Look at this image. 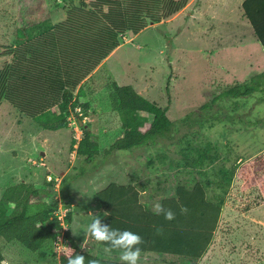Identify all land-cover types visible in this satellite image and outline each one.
<instances>
[{
    "label": "rangeland",
    "instance_id": "1",
    "mask_svg": "<svg viewBox=\"0 0 264 264\" xmlns=\"http://www.w3.org/2000/svg\"><path fill=\"white\" fill-rule=\"evenodd\" d=\"M89 2L75 0L77 5ZM69 3L0 0V47L19 45L49 31L66 19ZM200 3L194 2L171 20L149 24L137 36L126 34L121 48L81 86L77 99L89 109L80 110L84 125L79 122V130L87 129L100 151L92 164L74 147V125L68 122L67 128L45 130L40 121L21 115L4 101L0 107V201L6 189L19 183L43 188L51 194L44 202H58L72 215L66 229L76 242L95 247L87 228L102 208L95 194L107 183L134 179L138 188L146 189L141 201L151 212H155L154 205L175 197L179 186L191 188L200 183L209 200L223 207L219 226L200 261L173 264H264V205L259 190L244 189V182L236 176L241 161L264 152V54L241 0H205L203 9ZM244 42L249 45L243 47ZM219 45L224 49L214 53ZM4 63L0 59V68ZM169 78L171 132L140 148L107 153L125 132L111 107L112 83L131 86L165 108ZM252 78L261 85L259 92L248 97L224 94ZM43 153L49 155L46 161L41 160ZM108 161L121 164L124 173L118 179L112 176L97 182L100 166ZM70 169L64 177L62 172ZM49 175L58 179L54 180L57 186L48 181ZM19 211L8 207L10 216ZM56 239L41 251L45 259H38L37 253L17 242L8 245L0 240V261L58 264Z\"/></svg>",
    "mask_w": 264,
    "mask_h": 264
},
{
    "label": "trees",
    "instance_id": "2",
    "mask_svg": "<svg viewBox=\"0 0 264 264\" xmlns=\"http://www.w3.org/2000/svg\"><path fill=\"white\" fill-rule=\"evenodd\" d=\"M190 1L90 0L77 5L75 0H70L64 21L29 41L0 47V59L5 60L0 68V107L7 102L21 115L40 121L45 130L67 128L68 118L76 109L84 113L89 109L87 103L78 101L77 92L102 63L121 48L122 38L128 33L139 35L149 24L171 20ZM242 10L256 39L264 47V0H245ZM254 80L235 85L224 94L251 96L261 90V85ZM169 83L170 78L166 88L169 102L165 108L145 99L131 86L112 83L111 107L118 113L125 132L107 153L140 148L149 140L171 132ZM78 120L83 121L80 117ZM82 132L84 137L77 153L85 157L87 164H92L100 155L99 144L92 141L87 129L83 128ZM236 172L237 178L244 182V189L259 190L264 205V152L241 161ZM42 189L27 183L6 189L0 201V240L6 244L17 242L38 253L57 238L55 252L59 262L68 264L70 256L80 254L78 243L70 229L63 232L56 215L59 203L44 202L43 198L51 194ZM96 199L106 213L101 224L140 235L143 239L141 254L170 255L194 261H200L211 247L223 212L221 203L210 201L200 183L191 188L179 186L175 197L161 202L164 208L174 212L172 221L149 211L133 185L112 183L99 191ZM10 206L19 208V213L8 215ZM181 208H186L187 212L182 213ZM66 222L72 224L70 213ZM157 229L162 231L158 233ZM63 234L67 245L58 251L57 243ZM94 242L105 249L109 247ZM84 256L85 264L91 259L99 264H111Z\"/></svg>",
    "mask_w": 264,
    "mask_h": 264
},
{
    "label": "crops",
    "instance_id": "3",
    "mask_svg": "<svg viewBox=\"0 0 264 264\" xmlns=\"http://www.w3.org/2000/svg\"><path fill=\"white\" fill-rule=\"evenodd\" d=\"M198 0H191L190 1V3L178 14V15H180V14H182L183 12H185L186 10H188V9H190V7L192 6V4L194 3V2H197ZM204 1L205 0H200V9H203V7H204V5H203V3H204ZM245 0H241V8H242V4H243V2H244ZM244 13V12H243ZM177 15V16H178ZM176 16V17H177ZM246 18V17H245ZM248 21V20H247ZM249 23V22H248ZM250 24V23H249ZM251 26V25H250ZM252 28V27H251ZM253 30V29H252ZM253 33H254V31H253ZM254 39L256 40V43L258 42V40L256 39V36H255V34H254ZM259 43V42H258ZM241 45L243 46V47H246L247 45H249V43H247V42H244V43H241ZM258 45H260L259 47V49H260V52L262 53V54H264V47L259 43ZM238 47H239V45H238ZM215 48H217V49H215L214 50V53H218V51L220 50H222V49H224V47L222 46V45H219V46H217V47H215ZM219 51V52H220ZM250 63V62H249ZM103 64V63H102ZM101 67V66H100ZM99 67V68H100ZM98 68V69H99ZM97 69V70H98ZM93 75V74H92ZM91 77V76H90ZM89 79V78H88ZM87 79V80H88ZM86 80V81H87ZM85 81V82H86ZM84 82V83H85ZM83 83V84H84ZM82 84V85H83ZM49 158V155H48V153H43V158L41 159V160H43V161H46V159H48ZM110 163H112V162H110V161H108L106 164L104 163L103 165H101L100 166V168H99V172L102 174H100V173H98L100 176H99V178H98V180H97V182H105L107 179H109L110 177L112 178V176H115V178L116 179H118L119 178V175L120 174H123L124 173V171H123V166L121 165V164H117L116 162H114V164H110ZM119 163V162H118ZM124 170H125V168H124ZM70 171H71V169L70 170H68L67 172H62V174H63V176L64 177H66L67 175H69L70 174ZM133 181H134V179H131V180H129V181H127V182H122V181H119V180H116V181H111V182H109V183H107L104 187H102V189L101 190H103V189H105L106 187H108L110 184H112V183H116V184H119V185H133L140 193H141V195H142V193H146L147 191H146V189L145 188H142V187H140V188H138L137 187V185H135L134 183H133ZM138 184H141L142 182H140V180L138 179V181H136ZM93 183V182H92ZM93 185V184H92ZM99 192V191H98ZM97 192V193H98ZM96 193V194H97ZM96 194H95V199H96ZM176 195V194H175ZM68 199V201L70 200L69 198H67ZM96 201H97V199H96ZM98 202V201H97ZM143 203V202H142ZM144 204V203H143ZM100 205V204H99ZM101 206V205H100ZM102 208H98L97 210H96V212H98V216H99V218L102 220L105 216H106V213H105V209H104V207L103 206H101ZM146 207V206H145ZM94 217V216H93ZM75 239V238H74ZM90 239V238H89ZM91 240V239H90ZM93 241L94 240H92V242L90 243V244H92L93 243ZM95 243V242H94ZM9 245V244H8ZM78 246H79V252H80V254H84V255H87V256H90V257H93V258H98V259H100V260H102V261H105V262H108V263H111V264H123V262H121L120 261V259H119V255H120V253L119 252H117V251H111V252H109V251H106V249L105 248H103V247H100L98 244H96L95 243V247H93V246H91V245H89L88 243H86V246H85V248H81L80 246V244H78ZM9 248H11L10 246H8V249L6 250V254L8 255V250H9ZM96 249L98 250V251H96ZM43 250V249H42ZM41 250V251H42ZM41 251L40 252H38L37 253V256H38V259H41V258H43V259H45L44 258V256L41 254ZM56 253V252H55ZM55 256H56V259H57V261H58V264H60V262H59V255L58 254H55ZM194 261V260H190V259H186V258H182V257H175V256H170V255H159V254H154V253H143V254H141V260H140V264H173V262H175V263H180L181 261ZM40 262H42V263H40ZM40 262H38V263H35V264H48L47 262H43V261H40ZM52 263H54V262H52Z\"/></svg>",
    "mask_w": 264,
    "mask_h": 264
},
{
    "label": "clouds",
    "instance_id": "4",
    "mask_svg": "<svg viewBox=\"0 0 264 264\" xmlns=\"http://www.w3.org/2000/svg\"><path fill=\"white\" fill-rule=\"evenodd\" d=\"M154 210L157 215H163L168 221L175 219V214L171 209L164 208L161 204L154 205ZM182 213H186V208H181ZM157 229V232H161ZM87 234H90L95 241L108 245L106 251L118 250L119 259L123 264H140L141 248L143 239L140 235L128 230L121 231L113 229L107 224H101V219L96 216L92 223L87 228ZM86 244H81V248H85ZM86 257L77 254L68 258V264H85ZM0 264H8L7 260L0 261ZM88 264H99L95 259L88 261Z\"/></svg>",
    "mask_w": 264,
    "mask_h": 264
},
{
    "label": "built area",
    "instance_id": "5",
    "mask_svg": "<svg viewBox=\"0 0 264 264\" xmlns=\"http://www.w3.org/2000/svg\"><path fill=\"white\" fill-rule=\"evenodd\" d=\"M80 110L81 109H76L75 113L71 114V116L68 118V122H69V125H74L75 126V131H76V139H77V143L75 144V149L78 148L80 142L82 141L83 139V132L80 131L79 129L81 128V126L79 125V120L78 118L81 116L80 115ZM55 178V177H54ZM47 179H49L48 181L51 182V181H56L58 182V179H53L51 175H49L47 177ZM53 182L54 183V187L55 185L57 186L56 182ZM62 183V181H61ZM61 186V185H60ZM59 188V186H58ZM60 200V198H59ZM63 211H66L65 214H63ZM68 213V210L64 208V206H62L61 204L59 205V209L56 213L57 217H58V220L61 222V226H62V230L63 232L66 231L67 229V222H66V217H67V214ZM67 245V239L65 238L64 234L61 235V238H60V241L57 243V249L58 251H61L62 249L65 248V246Z\"/></svg>",
    "mask_w": 264,
    "mask_h": 264
},
{
    "label": "water",
    "instance_id": "6",
    "mask_svg": "<svg viewBox=\"0 0 264 264\" xmlns=\"http://www.w3.org/2000/svg\"><path fill=\"white\" fill-rule=\"evenodd\" d=\"M84 124L81 122V126H83Z\"/></svg>",
    "mask_w": 264,
    "mask_h": 264
}]
</instances>
